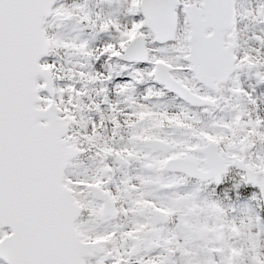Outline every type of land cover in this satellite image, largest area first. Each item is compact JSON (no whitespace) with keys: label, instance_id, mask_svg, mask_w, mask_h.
Here are the masks:
<instances>
[{"label":"snow or ice","instance_id":"obj_1","mask_svg":"<svg viewBox=\"0 0 264 264\" xmlns=\"http://www.w3.org/2000/svg\"><path fill=\"white\" fill-rule=\"evenodd\" d=\"M261 86L264 0H0V264H264Z\"/></svg>","mask_w":264,"mask_h":264},{"label":"rangeland","instance_id":"obj_2","mask_svg":"<svg viewBox=\"0 0 264 264\" xmlns=\"http://www.w3.org/2000/svg\"><path fill=\"white\" fill-rule=\"evenodd\" d=\"M92 3H94V0H92ZM96 10H98V9H96ZM110 11H111V12H115L116 9H115V8H113V9L105 8V13L110 12ZM65 31H66V32H69V33H70L71 35H73V36L83 35L84 38L91 39L90 37H88V36L90 35L91 32H86V33L81 34V33H79L78 31H77V32H73V31L71 30L70 27H69L68 29H65ZM87 33H88L89 35H88ZM85 34H87L88 36H86ZM94 35H95L94 33H91V36H92V37H93ZM242 79H243V77H242ZM261 91H264V86H261V87L258 89L257 94L259 95V93H260ZM262 107H264V105H262Z\"/></svg>","mask_w":264,"mask_h":264}]
</instances>
